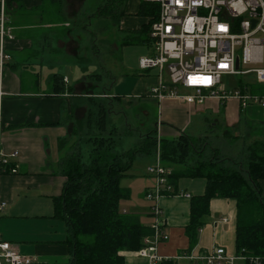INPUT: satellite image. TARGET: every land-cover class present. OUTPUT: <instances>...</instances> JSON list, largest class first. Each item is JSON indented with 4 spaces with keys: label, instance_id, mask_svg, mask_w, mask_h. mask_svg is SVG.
<instances>
[{
    "label": "crops",
    "instance_id": "obj_1",
    "mask_svg": "<svg viewBox=\"0 0 264 264\" xmlns=\"http://www.w3.org/2000/svg\"><path fill=\"white\" fill-rule=\"evenodd\" d=\"M21 2L22 7H17L16 11L9 14V21L12 24L17 22L11 25L14 28V40L5 45L10 59L2 73L1 149L5 153L17 152L18 160L17 173L6 174L0 178V202L6 204L0 212V239L16 246L20 254L35 258L36 264H65L70 260L65 244L66 225L61 219L54 217V199L61 196L65 182L64 178L56 173V165L59 161V142L67 136L70 124L63 117L70 112L71 96H49L50 78L56 74L54 70H58L55 60H52L49 54L55 55L57 50L48 42L52 35L48 34L47 37L40 34L37 38L24 27L26 23L23 22L28 20L27 18H35L32 13L30 16L29 12L38 8L41 0ZM43 69L52 72L48 73L44 81L47 91L40 89L43 85ZM153 71L155 70L141 73L136 81L133 78L127 79V82L121 79L118 81L113 98L123 108L122 111L137 112L138 115L142 111L144 117H148L147 106H155V101L146 96L147 90L158 81L156 71ZM62 77L66 85H69V79ZM73 87L75 93L81 91L75 85ZM162 104L163 111L159 110L158 118L162 126L160 139H174L185 133L187 125L184 111H188L187 114L193 110L210 112L214 116L221 107L215 100H206L203 106L192 109L174 100L164 101ZM225 114L227 128L232 129V133L227 130L221 133L224 138L233 139L234 144L239 142L225 155L238 158L241 150L245 151L252 141L264 140V109L249 107L243 115L239 105L233 103L230 111L226 110ZM131 119H134L133 116ZM164 124L166 127H163ZM213 124L212 130H215L218 121ZM257 128L260 132H253ZM240 135L245 141L240 142ZM153 160L139 156L134 166L142 162L150 164ZM139 176V173H132L131 170L129 177L124 179L135 182ZM142 177L145 181L136 183L137 185L121 183V187L130 192L129 199L121 206L124 211L140 214L141 223L149 227L152 221L151 203L145 200V194L153 187L154 181L145 170ZM259 188L264 197V181L259 182ZM177 190L191 197L202 195L205 180L180 179L177 182ZM159 206L165 220L164 230L168 234V240L161 242L157 247L159 256L173 264H191L189 260L179 257L184 254L205 255L215 247H223L231 255L236 253L234 200L211 199L209 213L200 219L194 242H190L186 233L190 221V199L165 196L160 199ZM123 256L128 264H146L135 252H123Z\"/></svg>",
    "mask_w": 264,
    "mask_h": 264
},
{
    "label": "trees",
    "instance_id": "obj_2",
    "mask_svg": "<svg viewBox=\"0 0 264 264\" xmlns=\"http://www.w3.org/2000/svg\"><path fill=\"white\" fill-rule=\"evenodd\" d=\"M21 1L9 0L8 14L15 6L21 8ZM127 2L107 0L87 18L110 19L119 24L126 15ZM35 12L48 27L59 25L60 16L66 17L63 0H41L29 15ZM136 15L146 22L124 45H133L130 40L150 32L158 20L159 6L139 0ZM50 84L49 96H71L70 112L63 117L70 124L67 136L59 142L56 165V173L65 182L61 196L54 199V217L66 225L70 260L65 264H128L123 252L140 250L151 230L141 223L140 214L122 209L130 192L120 183L129 177L137 157L154 155L156 136L148 131L132 148L125 149L124 136L131 129L126 119L116 122L111 118L115 98L98 97L100 93L94 96L90 87L75 93L74 87L65 88L63 77L57 73L51 76ZM79 109L80 119L76 117ZM159 147L163 165L172 170L170 182L176 189L180 179L205 180L204 193L190 199L186 227L190 242L195 241L200 219L209 213L211 199H231L236 202V252L245 250L248 256L264 257V197L259 188V182L264 181V140L252 141L238 158L225 155L232 147L222 153L210 146L207 136L191 138L183 133L174 139H160ZM161 264L173 263L167 260Z\"/></svg>",
    "mask_w": 264,
    "mask_h": 264
},
{
    "label": "built area",
    "instance_id": "obj_3",
    "mask_svg": "<svg viewBox=\"0 0 264 264\" xmlns=\"http://www.w3.org/2000/svg\"><path fill=\"white\" fill-rule=\"evenodd\" d=\"M159 6V17L151 25L149 37L152 53L139 60L141 73L157 71V84L147 90V97L161 105L174 100L187 108L203 106L206 100L220 105L234 98L241 110L248 107L264 109V0H142ZM9 0H0V98L2 73L10 56L5 50L7 42L14 40L9 21ZM238 63V65H236ZM223 77L241 78V87L228 89ZM64 84L66 81L63 80ZM253 85L260 90L250 93ZM178 88L192 94L179 95ZM98 97L112 99L110 93ZM155 162L146 167L153 178V187L145 194L151 203V234L143 239V247L135 252L146 264L167 261L157 254V247L168 240L165 220L159 206L162 197L191 199L170 182L172 170L161 162L159 132ZM0 112V178L16 174L18 153H5L1 149ZM14 163V164H13ZM6 204L0 202V212ZM191 264H264V257L248 256L245 250L229 254L223 247H215L205 255L184 254ZM0 262L4 264H36L37 260L22 255L16 246L0 239Z\"/></svg>",
    "mask_w": 264,
    "mask_h": 264
},
{
    "label": "rangeland",
    "instance_id": "obj_4",
    "mask_svg": "<svg viewBox=\"0 0 264 264\" xmlns=\"http://www.w3.org/2000/svg\"><path fill=\"white\" fill-rule=\"evenodd\" d=\"M63 1L66 8V17H59L58 21L61 22L59 25H49L50 27H48L47 24H44V20H39L36 12L35 15H32L35 18H27L28 20L23 22L26 23L24 26L25 29L28 30L32 36L38 38L40 34L46 35L47 37L48 34H50V36L52 35V39L50 38L48 42L52 43L51 46L57 50L55 55L49 54V57L55 60V64L57 65L58 70H54V73L69 79V85L71 87L75 85L81 90L90 87L89 90H92L94 96L99 93L102 94L103 92H108L113 96L116 92V84L120 79L126 82L127 79L130 78L135 79V81L138 80L141 74L138 66L139 60L148 57L152 53L149 32L137 36L141 38L130 40L133 45H124V41L134 38L136 36L135 30L146 22V19L136 15L139 7V0H128L125 8L126 15L121 19L119 24L110 19L87 18V16H92L98 8L107 2V0ZM15 7L16 8L13 9L14 11L17 9V6ZM16 22L17 21L14 23ZM18 22L20 23L21 20L19 19ZM48 73L52 72L43 69V85L40 89L44 91H47L44 86V81ZM155 74L157 75V71ZM238 81L242 82L241 78H222V83L231 90H233L235 85L236 88L241 87ZM64 85L65 88L69 86L66 84ZM259 90V86L253 85L250 93L254 94ZM178 94L188 95L192 94V91L178 88ZM154 101L155 106L151 104L147 106L149 111L148 117L145 116L146 119L142 111L139 115L137 112L125 113L115 99L112 101L111 118L116 122L119 119H126L128 122L126 125L131 129V131L124 136L125 149L132 148L139 137L146 132L156 131L154 124L158 123L159 110L163 111V104L158 106L157 101ZM233 103L236 105L238 104L234 98L228 99L225 103L220 105V110L214 116H212L213 113L210 112L202 113L193 110L187 114L188 111H184L187 125L184 134L191 138L207 136L210 146L219 148L222 153H225L226 150L233 145H238L239 142L234 144L233 142L226 141L221 133L225 132V130L232 133V129L227 128L225 111H230ZM245 112L246 110H242L243 115ZM132 116L134 119H131ZM76 117L78 119L82 117V111L80 109L77 110ZM214 121H218V124L215 126V130H212L213 123H215ZM165 125L166 124H164L163 127H166ZM258 129L259 128L253 130V132H260ZM153 135L157 137L158 133L154 132ZM240 136V142L245 141V138L243 139V136ZM148 158L152 161L154 155ZM159 158L161 160V153ZM154 162L155 160H153L152 163ZM150 164L145 162L137 163L132 169V173H139V178L135 182L124 179L121 180V183L123 185H137L136 183L144 182L145 179L142 177V174H144V170H146V167Z\"/></svg>",
    "mask_w": 264,
    "mask_h": 264
},
{
    "label": "water",
    "instance_id": "obj_5",
    "mask_svg": "<svg viewBox=\"0 0 264 264\" xmlns=\"http://www.w3.org/2000/svg\"><path fill=\"white\" fill-rule=\"evenodd\" d=\"M236 65H238V63H236Z\"/></svg>",
    "mask_w": 264,
    "mask_h": 264
}]
</instances>
